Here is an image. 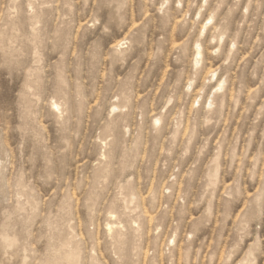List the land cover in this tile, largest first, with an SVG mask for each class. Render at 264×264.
I'll return each instance as SVG.
<instances>
[{
    "label": "rangeland",
    "instance_id": "obj_1",
    "mask_svg": "<svg viewBox=\"0 0 264 264\" xmlns=\"http://www.w3.org/2000/svg\"><path fill=\"white\" fill-rule=\"evenodd\" d=\"M0 264H264V0H0Z\"/></svg>",
    "mask_w": 264,
    "mask_h": 264
},
{
    "label": "bare ground",
    "instance_id": "obj_2",
    "mask_svg": "<svg viewBox=\"0 0 264 264\" xmlns=\"http://www.w3.org/2000/svg\"><path fill=\"white\" fill-rule=\"evenodd\" d=\"M205 25V24H204ZM200 54H201V51L199 50L198 51V57H197V59L199 58V56H200ZM200 59V58H199ZM199 59L197 60V61H199ZM219 88H220V86H219ZM72 256V255H71ZM76 256H74V257H71V258H75ZM76 261V260H75Z\"/></svg>",
    "mask_w": 264,
    "mask_h": 264
}]
</instances>
